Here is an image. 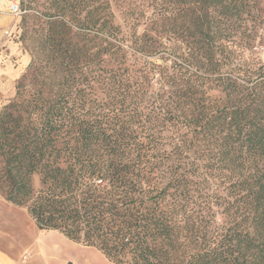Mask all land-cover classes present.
Here are the masks:
<instances>
[{
  "label": "trees",
  "instance_id": "obj_1",
  "mask_svg": "<svg viewBox=\"0 0 264 264\" xmlns=\"http://www.w3.org/2000/svg\"><path fill=\"white\" fill-rule=\"evenodd\" d=\"M111 1H23L0 194L112 264H264L261 0Z\"/></svg>",
  "mask_w": 264,
  "mask_h": 264
},
{
  "label": "rangeland",
  "instance_id": "obj_2",
  "mask_svg": "<svg viewBox=\"0 0 264 264\" xmlns=\"http://www.w3.org/2000/svg\"><path fill=\"white\" fill-rule=\"evenodd\" d=\"M3 1L8 3L6 8L0 7V17H8L11 22L0 28V110L14 97L16 81L25 71L31 59V54L34 53L33 45L29 41H23L20 38L22 32L20 29L23 15L22 6L25 0ZM37 1L43 3L45 0ZM112 1V8L116 11L114 0ZM11 3L18 5L21 11L19 15L16 16L11 13L9 10ZM149 8L150 6L148 5L147 9L149 10ZM258 8L261 9L263 17V29H260L256 36L257 46L253 49V53L261 61H264V0H261ZM116 13V22L123 26L122 18L118 12ZM154 29L147 22L139 26L138 33L140 34L144 31L150 33L167 48L172 45L160 33L164 27L157 30ZM163 53L167 54L164 51ZM159 56L160 54L153 55L149 59L158 64L162 62ZM145 59H148V57L130 55L129 63L134 66V69H140L145 65ZM34 184L37 186L36 175L34 176ZM33 231L39 232L33 220L27 214L26 209L8 203L0 194V252L5 253L16 261L20 258L19 263H22L25 261L27 254L33 255L36 252H32V249L37 246L40 252L39 262L42 264H112L95 248L72 242L58 231L43 230V235L37 238L33 235ZM32 259L33 261L36 260L35 254Z\"/></svg>",
  "mask_w": 264,
  "mask_h": 264
},
{
  "label": "crops",
  "instance_id": "obj_3",
  "mask_svg": "<svg viewBox=\"0 0 264 264\" xmlns=\"http://www.w3.org/2000/svg\"><path fill=\"white\" fill-rule=\"evenodd\" d=\"M7 1H3V0H0V7L2 8V7H4V8H6V6H7ZM8 8V7H7ZM11 21H10V18H8V17H0V28H2L3 26H5V25H7L8 23H10ZM36 227V226H35ZM37 228V227H36ZM37 230L39 231V232H34L33 231V235L35 236V238H37L38 236H40V235H43V230H39L38 228H37ZM45 231V230H44ZM39 245V244H38ZM34 251H36L34 254H35V259L36 260H34L33 261V259H32V256L34 255H31V254H27V257L25 258V261L24 262H22V263H19V259H17V261L16 260H14V259H12V257H9L8 255H6L5 253H2V252H0V264H42L41 262H39V256H40V252H39V249H37V246H35L34 247V249H32V252H34ZM31 255V256H30Z\"/></svg>",
  "mask_w": 264,
  "mask_h": 264
},
{
  "label": "built area",
  "instance_id": "obj_4",
  "mask_svg": "<svg viewBox=\"0 0 264 264\" xmlns=\"http://www.w3.org/2000/svg\"><path fill=\"white\" fill-rule=\"evenodd\" d=\"M9 10L11 11L12 14L14 15H19L21 13L18 5L16 3H11L9 6Z\"/></svg>",
  "mask_w": 264,
  "mask_h": 264
}]
</instances>
